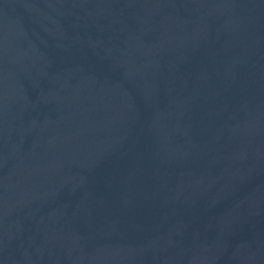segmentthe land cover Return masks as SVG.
<instances>
[{
	"label": "water",
	"instance_id": "obj_1",
	"mask_svg": "<svg viewBox=\"0 0 264 264\" xmlns=\"http://www.w3.org/2000/svg\"><path fill=\"white\" fill-rule=\"evenodd\" d=\"M0 264H264V0H0Z\"/></svg>",
	"mask_w": 264,
	"mask_h": 264
}]
</instances>
